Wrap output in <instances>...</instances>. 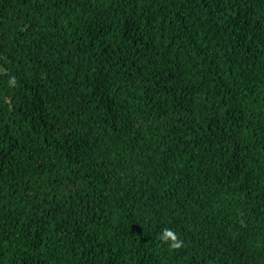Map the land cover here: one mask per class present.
I'll use <instances>...</instances> for the list:
<instances>
[{"label":"trees","instance_id":"trees-1","mask_svg":"<svg viewBox=\"0 0 264 264\" xmlns=\"http://www.w3.org/2000/svg\"><path fill=\"white\" fill-rule=\"evenodd\" d=\"M0 264H264V0H0Z\"/></svg>","mask_w":264,"mask_h":264},{"label":"clouds","instance_id":"clouds-1","mask_svg":"<svg viewBox=\"0 0 264 264\" xmlns=\"http://www.w3.org/2000/svg\"><path fill=\"white\" fill-rule=\"evenodd\" d=\"M16 83V78L14 76L10 77L9 85L14 87ZM159 238L163 242L168 243L169 247L172 249H179L183 244V241L180 240L174 230L170 228H164L162 233H160Z\"/></svg>","mask_w":264,"mask_h":264}]
</instances>
